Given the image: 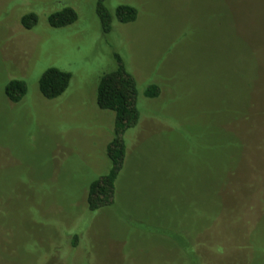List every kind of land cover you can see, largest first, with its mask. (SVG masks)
Segmentation results:
<instances>
[{
    "label": "rangeland",
    "instance_id": "obj_1",
    "mask_svg": "<svg viewBox=\"0 0 264 264\" xmlns=\"http://www.w3.org/2000/svg\"><path fill=\"white\" fill-rule=\"evenodd\" d=\"M97 1L0 0V264H264V0H107L138 12L108 34ZM64 7L76 22L51 28ZM116 54L139 121L114 204L89 212L114 123L96 91ZM49 68L71 76L54 100L38 88Z\"/></svg>",
    "mask_w": 264,
    "mask_h": 264
},
{
    "label": "trees",
    "instance_id": "obj_2",
    "mask_svg": "<svg viewBox=\"0 0 264 264\" xmlns=\"http://www.w3.org/2000/svg\"><path fill=\"white\" fill-rule=\"evenodd\" d=\"M107 0H98L96 16L100 21L101 30L108 34L114 23L131 24L137 19L138 12L130 5H118L112 11L106 6ZM48 25L53 29H62L74 24L77 20L76 12L70 7H64L51 13L47 17ZM38 22V16L28 13L21 17L20 25L26 31L32 30ZM117 67L114 71L103 75L96 91V104L99 109L114 113L113 138L107 145L106 155L110 162L107 173L93 180L87 189L86 205L89 212L111 207L116 194V182L124 166L126 158V133L135 128L139 121L137 106L138 90L134 78L119 55H115ZM70 74L56 68L47 69L39 78L38 88L43 98L54 100L60 97L67 89ZM27 93L26 84L22 80H9L4 86V96L13 104L19 103ZM158 86L151 84L143 92L146 99L159 97ZM72 245L76 246L75 237Z\"/></svg>",
    "mask_w": 264,
    "mask_h": 264
}]
</instances>
